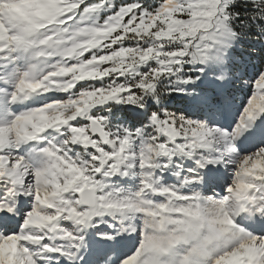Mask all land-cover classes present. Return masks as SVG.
Wrapping results in <instances>:
<instances>
[{
	"label": "snow or ice",
	"instance_id": "snow-or-ice-1",
	"mask_svg": "<svg viewBox=\"0 0 264 264\" xmlns=\"http://www.w3.org/2000/svg\"><path fill=\"white\" fill-rule=\"evenodd\" d=\"M0 264H264V0H0Z\"/></svg>",
	"mask_w": 264,
	"mask_h": 264
}]
</instances>
